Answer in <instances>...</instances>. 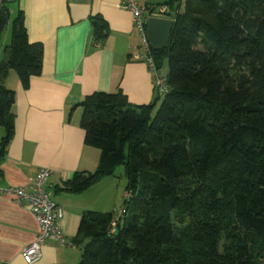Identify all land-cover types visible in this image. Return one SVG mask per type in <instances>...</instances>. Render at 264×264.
I'll return each instance as SVG.
<instances>
[{
    "label": "trees",
    "instance_id": "1",
    "mask_svg": "<svg viewBox=\"0 0 264 264\" xmlns=\"http://www.w3.org/2000/svg\"><path fill=\"white\" fill-rule=\"evenodd\" d=\"M166 3L174 19L168 93L147 106L130 104L121 91L94 93L79 104L85 145L100 159L94 172L76 173L62 191L83 194L119 167L127 178L119 216L83 214L72 241L82 251L80 264H226L215 0ZM9 18L2 3L0 53ZM90 22L93 42L103 47L108 23L101 16ZM43 64L44 47L30 42L20 12L0 57L1 158L16 131V93L7 81L14 73L28 90Z\"/></svg>",
    "mask_w": 264,
    "mask_h": 264
},
{
    "label": "crops",
    "instance_id": "2",
    "mask_svg": "<svg viewBox=\"0 0 264 264\" xmlns=\"http://www.w3.org/2000/svg\"><path fill=\"white\" fill-rule=\"evenodd\" d=\"M166 1L138 0L145 9L146 38L163 69L168 67L174 23ZM0 2L10 12L0 57L11 43L12 23L20 12L30 42L44 47L43 72L32 79L28 90L14 73L7 81V87L16 93V131L7 155L0 157V187L28 189L41 170H51L48 190L65 211L63 231L72 242L83 214L101 212L94 209L99 200L94 197L96 187L83 194L62 191L76 173L94 172L100 159L99 150L85 145L79 104L94 93L119 91L134 106L153 104L158 92L154 75L141 58L142 35L132 14L119 7L121 0ZM93 16H101L110 28L103 47L93 42ZM3 136L0 129V143ZM39 232L32 213L22 211L12 196H0V262L26 264L22 252ZM42 252L36 264H80L82 260V251L76 246L61 248L49 242Z\"/></svg>",
    "mask_w": 264,
    "mask_h": 264
},
{
    "label": "built area",
    "instance_id": "3",
    "mask_svg": "<svg viewBox=\"0 0 264 264\" xmlns=\"http://www.w3.org/2000/svg\"><path fill=\"white\" fill-rule=\"evenodd\" d=\"M119 7L130 12L133 16L136 28L142 35V56L150 71L154 75L157 92L164 97L168 93L167 69L159 70L155 56L151 51L150 44L145 35V9L138 0H121ZM2 2H0V10ZM165 9H168L165 7ZM52 175L49 169L41 170L35 180L27 188L25 187H0V196H12L22 211L30 212L36 218L40 232L33 243L22 252V258L26 264H36L43 257L42 248L52 242L61 248L75 247L63 231L64 209L57 204L51 192L48 190V181ZM128 197V195H127ZM0 264H12L5 261Z\"/></svg>",
    "mask_w": 264,
    "mask_h": 264
},
{
    "label": "rangeland",
    "instance_id": "4",
    "mask_svg": "<svg viewBox=\"0 0 264 264\" xmlns=\"http://www.w3.org/2000/svg\"><path fill=\"white\" fill-rule=\"evenodd\" d=\"M102 182V184L98 183L94 186V188L96 187L93 191L94 197L99 199L94 209L103 213L113 212L116 216H119L124 208L127 185L124 168H117L115 176L108 177Z\"/></svg>",
    "mask_w": 264,
    "mask_h": 264
}]
</instances>
